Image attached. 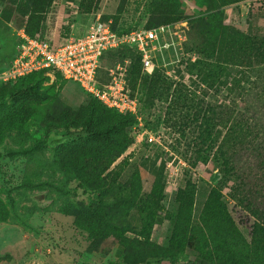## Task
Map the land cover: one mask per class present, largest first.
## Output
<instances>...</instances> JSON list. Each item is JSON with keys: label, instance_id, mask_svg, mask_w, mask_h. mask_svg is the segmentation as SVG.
Segmentation results:
<instances>
[{"label": "rangeland", "instance_id": "obj_1", "mask_svg": "<svg viewBox=\"0 0 264 264\" xmlns=\"http://www.w3.org/2000/svg\"><path fill=\"white\" fill-rule=\"evenodd\" d=\"M96 16L120 31L167 30L150 75L123 51L102 64L134 63L144 130L72 82L0 80V264H188L203 237L242 251L263 240V220L230 189L246 178L264 213V58L254 47L264 0H0V74L19 31L57 40ZM30 86L41 96L12 97ZM88 115L116 124L113 138H65ZM145 130L154 143L138 138Z\"/></svg>", "mask_w": 264, "mask_h": 264}, {"label": "built area", "instance_id": "obj_2", "mask_svg": "<svg viewBox=\"0 0 264 264\" xmlns=\"http://www.w3.org/2000/svg\"><path fill=\"white\" fill-rule=\"evenodd\" d=\"M166 32L165 27L147 28L146 24L118 31L101 21L100 16H96L86 32L63 35L57 40L31 37L21 30L17 34L14 57L0 74V80L15 82L37 72L51 79L59 76L76 84L84 95L95 98L106 108L132 116L135 126L144 130L140 95L129 83L132 61L124 58L103 67V59L108 52L128 49L140 57L143 72L150 75L154 69L152 52ZM144 136L145 141L154 143V136L147 130L138 138L144 139Z\"/></svg>", "mask_w": 264, "mask_h": 264}, {"label": "trees", "instance_id": "obj_3", "mask_svg": "<svg viewBox=\"0 0 264 264\" xmlns=\"http://www.w3.org/2000/svg\"><path fill=\"white\" fill-rule=\"evenodd\" d=\"M114 30H118V29H114ZM118 31H120V30H118ZM26 33L31 37L35 36V35L29 34L28 32H26ZM254 45H256L254 47H255V51L257 52V57L258 58H264V41H261L258 44H254ZM122 51L124 53L134 54L136 56L135 57L136 61H138L140 63V57L138 55H136L135 53H133L132 51H130L128 49H124ZM113 52H117V51H113ZM14 54H15V52H14ZM13 57H14V55H13ZM124 58H128V57H125V55H124L123 57L120 58V60H122ZM133 64L134 63L131 64L130 72H131L132 67L134 66ZM41 76H44V77L49 79V77L45 76L42 72H37V73L30 74L28 76L22 77V78L16 80L15 82L33 79V78L36 79V78H39ZM55 80L66 82L65 80H62V78H60L59 76H56ZM9 83H12V82H9ZM132 90H133V88H132ZM24 95H34L37 97L41 96V94H40V92L36 86H30V87L20 88L19 90H17L16 93H14L12 95V97L18 98V97H21ZM89 98L92 101H95L98 104H100L105 109L110 110L113 113L117 114L118 116H120L122 118H127L128 120H130L132 122V124L136 125V121L133 119L132 116L121 115L114 110L106 108L95 98H92V97H89ZM140 101H141V98H140ZM141 104H142V102H141ZM142 110H143V105H142ZM232 128H233V125L231 124V126L228 129V132H231ZM116 130H117L116 124H110V125L103 126V127H96L94 125V121H93L92 116L88 115L84 119L82 126H81V129L78 131H74V132L69 131L65 138L70 139V138L87 137V138H91V139H95V140H101V141L106 142V141H109L113 138ZM260 145H262V148H264V141H261ZM30 151L31 150H28V151L17 153V154H26V153H29ZM214 154L218 155L216 152ZM8 155H10V154H8ZM231 162H232L231 159H228V158L225 162H223V168H224L223 171L225 172V178L227 177L226 179H232L234 176H236V175H233V174H235V172H234V167H233ZM246 181H247L246 178L244 180H242L241 188L234 186V187H231L230 190L232 192L237 191V192H239L245 196V197H242V200L245 201V203H246V205H245L246 209L255 218H257V219L261 218L263 220V221H261V225H260L261 227H258V228L260 229V232L264 233V218H263L264 213H260V210L258 208H252L250 206V203H249L250 201L246 198V196L249 195L247 193H249L248 189H250V187L248 186ZM256 188H257L256 190L259 194V197L264 198V186L257 184ZM262 239L263 240H261V239L255 240V242L248 249L242 251L239 249L233 250L230 248H223L220 244H218L216 242V240L215 241L210 240L212 242V246H211L210 242L209 241L207 242V239L203 237L201 239L202 242H200L201 244H197L196 248H194V258L188 259L189 260L188 264H264V235H263ZM181 257L188 258L187 255H185L183 252H181L180 255L179 254L177 256L172 255L170 257V261H171V263H175ZM128 264H133V263H128Z\"/></svg>", "mask_w": 264, "mask_h": 264}]
</instances>
